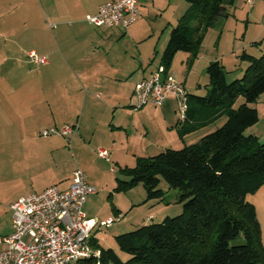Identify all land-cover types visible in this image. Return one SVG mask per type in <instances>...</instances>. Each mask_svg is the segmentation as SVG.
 <instances>
[{
  "label": "crops",
  "instance_id": "1",
  "mask_svg": "<svg viewBox=\"0 0 264 264\" xmlns=\"http://www.w3.org/2000/svg\"><path fill=\"white\" fill-rule=\"evenodd\" d=\"M68 1L69 3L66 1L68 3L67 6H64L60 11L57 7L61 4L59 1L35 0L40 14L38 16L40 18L44 16L48 20L51 19L53 22H57V24H49L52 29H57V31L53 35L50 34L45 41H42V37L40 36L43 47L32 49L40 56H46L48 63H34L44 65L46 69L53 70L52 74L54 76H59L62 80L70 81V91L66 89L63 92H58L54 96L56 98L55 100L46 98L45 103L48 102L49 104L48 110L43 106L44 101L41 95H36L35 99L31 95V100H28L26 89L22 87L23 85L21 86V84L17 83L19 82L18 77L13 78V80H17L14 81V84L11 83L12 76L9 73L10 68L5 66L11 60L15 64L22 62L16 51V49L20 50L22 46L18 38L20 34L17 36V30L0 32V40L3 43L0 48V67H3L4 70L0 73V133L2 135L0 136V148L3 153L2 160L4 161L2 168L4 173L9 175L7 179L8 186L15 190L16 194H24L20 197L41 192L52 185H58L61 189H68L70 187L74 169H71L67 173L59 174L56 166L58 154L65 155L71 162L75 161V159L80 162V158L71 149L73 141L78 149L85 151L87 157L91 156L93 158L95 155L96 158L106 163L112 161L109 153V150H111L113 160L119 165L120 169L121 167L129 166L128 163L124 165L118 157V154H121L123 150L125 151L124 157L131 156V158L126 159L130 162L134 157L137 161L139 156H152L155 154L151 151V142L147 145H144L143 141L142 144L137 143V136L132 132L138 126L135 119L136 115L140 113L145 114L151 108H133L131 103L137 83L142 78L150 76L154 71L148 67V64H151L155 60L154 52L144 54L141 51L137 56H129L128 51L125 50L123 52L119 51L115 57L108 53L110 43L107 39L111 37L119 39L129 38L138 43L145 40V37L142 36H152L154 34V38L162 26L167 28L168 26H172L171 24H173V27L177 24L181 15L180 12V14L178 13L180 8L178 0H140L141 13L138 19L128 28L100 27L90 23L86 19L88 15L96 14L99 5L108 0ZM227 10L228 8L226 6L224 15L227 14ZM147 16H154L156 18L155 20L158 19V22L153 25L155 28H152V25L146 21L150 18ZM142 24L148 25V27L146 26L143 29V35L140 34L141 32L139 30V25L141 26ZM149 27L151 31H148ZM147 32L150 35H146ZM170 33L167 38V43L165 41L166 44H163L161 47V57L168 44ZM23 34L25 33L23 32ZM158 43L159 41L157 40V44H154L156 53L159 48ZM180 52H177L175 56L179 55ZM182 52L184 54L180 55H183L184 59L187 60V77L185 75L184 78L179 77L181 80L178 77L177 79L185 85L190 93L188 89V78L195 73V67L198 66L201 59H204V48H200L199 54L196 57L189 52ZM152 56H154L153 59ZM219 61L221 62V60ZM208 63L210 64L211 61L207 60ZM160 65H162V61ZM139 68L142 70H139ZM168 70L176 74L173 71L172 65ZM75 81L80 84L78 89L74 86ZM81 84L82 87L87 86L86 88L88 89L83 90ZM33 93L36 94L37 92ZM172 99L177 102L174 97ZM30 102L31 104L28 110L27 108ZM165 104L159 108V111L164 114L165 119L171 120V122L169 121L171 123L170 125L176 124L177 127L180 125L179 132L185 145L195 143L203 136L209 134L210 131L206 132L203 129L210 127L209 125H211L212 121H215L219 117L213 118L216 115L213 116L212 108L208 104H206V107L199 106L198 101L195 100L192 102L194 109L192 115L189 114L186 120L178 123L175 121L176 117L173 114V111L177 110L178 107L169 109V106ZM43 113L46 119L44 124L49 127H77L76 131L70 135V138L64 135H58V138L56 137L50 140L52 141V153L50 157H46L45 162H43L41 147L29 150L26 148L27 142L31 137L27 136V127L35 123L32 119L28 121V118L39 115L42 118L41 115ZM145 127L146 133L142 135V140L151 141L149 124L148 126L146 124ZM182 127L187 132H182ZM67 142L70 143V147L66 145ZM96 148L106 149L109 153V159L102 158L99 154L96 156ZM44 164H46L45 167ZM53 164L54 166L52 167L51 165ZM82 166L85 173L87 171L86 176L88 182L92 186L99 185V174L91 175L86 170L85 165ZM112 169L116 171V169ZM45 171L48 173L49 178L42 183V179L44 178L43 172ZM263 187L264 185L253 194L260 193ZM95 195L96 193L90 195L89 198L95 197ZM263 195L264 192L261 194V198L251 201L257 207L264 240V215L263 217L260 215V206H262L264 212ZM93 199L91 198L90 200L93 201ZM6 214L9 216L8 212ZM11 215V217H8L7 222L2 223L3 230L0 238L13 232V212H11ZM125 224L116 227V231H124ZM94 238H96L95 235ZM0 244L2 249L6 247L5 243L0 242Z\"/></svg>",
  "mask_w": 264,
  "mask_h": 264
},
{
  "label": "trees",
  "instance_id": "2",
  "mask_svg": "<svg viewBox=\"0 0 264 264\" xmlns=\"http://www.w3.org/2000/svg\"><path fill=\"white\" fill-rule=\"evenodd\" d=\"M186 1L189 7L172 28L161 57L167 69L179 51L198 56L205 31L226 12V0ZM242 57L250 63L241 78L228 82L224 65L212 61L209 93H189L187 118L197 100L212 108L213 118L227 115L221 127L183 148L139 156L136 165L120 169L124 178L117 177L116 190L143 184L149 198L161 197L163 178L179 191L182 213L116 235L119 249L130 255L126 260L94 238L100 256L73 264H264L262 226L256 205L247 199L264 185V142L245 134L259 121L251 104L264 92V54L244 52ZM241 95L245 102L236 108Z\"/></svg>",
  "mask_w": 264,
  "mask_h": 264
},
{
  "label": "rangeland",
  "instance_id": "3",
  "mask_svg": "<svg viewBox=\"0 0 264 264\" xmlns=\"http://www.w3.org/2000/svg\"><path fill=\"white\" fill-rule=\"evenodd\" d=\"M56 1L61 2V4L57 6L60 11L69 3L68 0ZM178 4L180 6L178 13L180 12L182 15L189 7V3L186 0H178ZM226 6L228 8L227 14L220 16L214 26L205 31L204 41L201 46V48H204V59H201L198 66L195 67V73L188 78V89L191 94L204 96L209 93L210 86L207 85L210 83V79L207 72V67L209 65V63L207 64V60L211 62L221 60L226 70V79L228 82H232L244 75L245 70L250 63L247 59L242 57L244 52L256 57H260L264 54V0H253V4H250L248 0H226ZM38 15L40 14L35 0H0V32L17 30V36L20 34L18 38L22 45L20 50L16 49L22 62L15 64V62L11 60L9 64L5 66L10 68L9 73H11L12 76L11 83L14 84V81L17 80H13V78L18 77L19 82L17 83L21 84V86L23 85L22 87L26 89L28 100H31V95L33 96V99H35L36 95H41L44 101L43 106L48 110L49 104L48 102L45 103L46 98H52V100H55L56 98L54 96L58 92H63L66 89L70 91V81H65L59 76H54L52 74V69H46L44 65L35 64L29 57V52L32 49L41 46L43 47L42 41H45L50 34L53 35L57 31V29H52L49 26V24H57V22H53L51 19L48 20V18L46 19L44 16L40 18ZM147 17L150 18L146 21L152 25V28H155L153 25L158 22V19L155 20L156 18L154 16ZM171 25L172 26H168L167 28L162 26L154 38V34L152 36H142L145 37V40L138 43L130 40L129 38L119 39L111 37L107 39L110 43L108 53L116 57L119 51L123 52L125 50L128 51L129 56H137L141 51L144 54H148L153 51L155 60L151 64L149 63L148 67L149 69H153L155 71L161 63V47L163 44L167 43L169 32H171L173 27V24ZM146 26L148 27V25L145 24H142L141 26L139 25L141 35L144 34L143 29H145ZM148 31H151L150 27L148 28ZM23 32L25 34H23ZM146 35H150V33L147 32ZM40 36L42 37V41ZM157 36L159 37L157 38ZM157 40L159 41V48L156 53L154 44H157ZM2 45V40H0V48ZM180 54H184V52L181 51L179 55L175 56L172 68L177 74H175L176 77L184 78L185 75L187 77V60ZM154 56H152V59ZM139 70L142 69L139 68ZM3 71V67H0V73ZM74 86L78 89L80 84L75 81ZM86 87H82L81 84V88L83 90L88 89ZM33 92L37 93L35 94ZM169 97L170 98L163 104L148 105V107H143V109L151 108V110L145 114L140 113L136 115L135 118L138 126L133 129L132 132H134L137 136V143L142 144L143 141V144L147 145L151 142V151H153L152 153H155L154 155L166 150L168 147L180 149L185 146L179 132L180 125L178 127L176 124L170 125L171 123H169V121L171 122V120L165 119L164 114L159 111V108L165 103L166 106H169V109L178 107L177 110H175L176 112L173 111V114L177 118H175V121L179 123V104L178 102L173 101V96ZM244 102L245 97L241 95L238 97L235 107H239ZM30 104L31 102L28 104V110L30 108ZM251 106L258 109L259 121L249 127L245 131V134H254L261 142H264V92L259 96L256 102L251 104ZM41 117L42 118H40L39 115L28 118V121L32 119L35 123H33L32 126L27 127V136L31 137L27 142L26 148L29 150L41 147V153H43L44 159L43 162H45L46 157H50L52 153V141L50 140L55 139L56 137L58 138V135L61 134L55 132L49 136L42 135L44 129L57 127H49L44 124L46 120L44 113ZM226 121L227 115L223 114L215 121H212L211 125H209L210 127L204 128L203 130L206 132H212L218 127H221ZM146 124L147 126L148 124L150 126L151 141L142 140V135H145L146 133ZM0 136H2L1 133ZM66 145L70 147L69 142H67ZM71 149L74 151L76 156L80 158V162L77 159L71 162L65 155L58 154L56 169L59 171V174H62L69 172L71 169L76 170L78 168H83L82 165H85L86 170H88L91 175L99 174L100 183H98L99 185L94 186L97 189L96 195L95 197L89 198L84 210L88 217L96 218L99 221H107L110 218L115 219V222L109 227H97L94 231V235L100 241L102 246L116 249L124 260L128 259L130 255L119 249L116 241V235L134 230L143 225L161 222L167 216L175 217L182 213L183 203L180 201L179 191L171 188L163 178H161L159 185V188L164 191V194L161 197L149 198L143 184H139L128 191H118L116 190V187L118 186L117 177L124 178V176H122L123 174L120 171L119 165L115 162V160H113L114 158L111 150H109V153L112 161L106 163L96 158L95 155L93 158L91 156L87 157L85 151L78 149L74 141ZM95 151L96 156H98L97 154L99 149L96 148ZM124 153L125 151L123 150L121 151V154H118L119 156L117 155L124 165L127 163L129 166L136 165V158L134 157L135 159H131L130 162L126 159H129V157L131 158V156L124 157ZM2 155L3 153L0 148V235H2L3 230L2 223L7 222L8 217L12 216V211L10 210L9 205L11 202L17 200L18 197L24 195L16 194V191L8 186L7 179L9 178V175H6L3 171L2 167L4 161L2 160ZM45 166L46 164H44V167ZM51 166L53 167L54 164ZM112 168L116 169V171ZM43 173L44 178L42 179V183L49 178L46 171ZM263 192L264 187L261 189L260 193L248 194L247 199L250 201L259 199L261 198L260 196ZM91 198H94L93 201L90 200ZM5 210L9 213V216H7ZM260 215L262 217L264 215L262 206H260ZM123 224H125V230L117 232L116 227ZM0 249H2L1 244Z\"/></svg>",
  "mask_w": 264,
  "mask_h": 264
},
{
  "label": "built area",
  "instance_id": "4",
  "mask_svg": "<svg viewBox=\"0 0 264 264\" xmlns=\"http://www.w3.org/2000/svg\"><path fill=\"white\" fill-rule=\"evenodd\" d=\"M253 4V0H248ZM140 0H108L99 5L96 14L87 20L96 26L128 28L139 17ZM29 57L37 64H47L46 56L35 50ZM173 96L180 110V120L187 119L189 92L176 75L164 65H160L148 77L136 85L132 105L142 108L163 104ZM76 126L61 129H44L42 135L60 133L70 138ZM98 154L109 159V153L101 148ZM97 192L85 171H73L72 183L68 189L52 185L41 192L22 196L9 205L13 212V232L0 238L6 247L0 249V264H73L81 258L100 256V250L93 245L97 227H109L114 218L99 221L90 218L84 208L90 195Z\"/></svg>",
  "mask_w": 264,
  "mask_h": 264
}]
</instances>
